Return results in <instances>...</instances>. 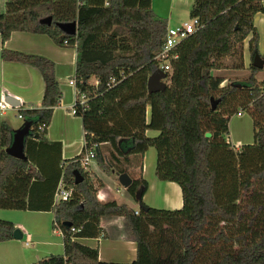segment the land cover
<instances>
[{
  "label": "trees",
  "instance_id": "trees-1",
  "mask_svg": "<svg viewBox=\"0 0 264 264\" xmlns=\"http://www.w3.org/2000/svg\"><path fill=\"white\" fill-rule=\"evenodd\" d=\"M4 1L2 44L13 32H27L76 48V87L87 97V107L77 117L100 169L108 175L129 174V167H143L145 153L154 148L156 178L178 184L183 197L179 210L151 207L144 202L148 181L140 176L126 190L136 209L102 202L98 193L104 182L80 164L85 148L66 167L54 169L53 161L59 160L49 156L46 136L63 97L55 64L3 49L4 61L35 67L45 84L41 108H18L24 122L31 123L27 160L7 154L14 130L0 118V209L40 210L33 198L40 188L48 197L45 211L53 212L64 238L63 254L36 264H264V82L255 79L260 70L252 66L254 56L264 59L254 26L255 15L264 14V0H193L190 17L201 28L173 49L178 59L166 74L167 86L154 94L148 93L147 82L159 70L155 57L165 43L168 21L156 16L152 0ZM48 17L52 24H42ZM70 22H77L74 36L56 26ZM248 38V85L222 86L224 78L214 71L224 68L225 58L243 51ZM211 98L218 101L215 110ZM247 105L254 142L235 151L225 140L228 124ZM47 162L54 169L51 176L41 168ZM75 170L84 177L80 184ZM61 180L72 197L54 207ZM105 218L126 221L136 243L133 262H102L98 247L79 242L107 238L101 227ZM15 230L12 222L0 219V243L13 240Z\"/></svg>",
  "mask_w": 264,
  "mask_h": 264
},
{
  "label": "crops",
  "instance_id": "crops-1",
  "mask_svg": "<svg viewBox=\"0 0 264 264\" xmlns=\"http://www.w3.org/2000/svg\"><path fill=\"white\" fill-rule=\"evenodd\" d=\"M193 0H189L190 6ZM171 18V17H170ZM170 18H167L168 27H173L170 24ZM254 26L259 33V50L262 56H264V14L258 13L254 17ZM249 40H245L243 43V54L246 48L249 49ZM6 49L11 52H18L28 56H37L49 60L55 64L56 77L60 85V90L63 94L61 102L58 107L54 109L52 121L47 130L46 141L51 148L49 156H53L52 160H59L58 163L53 161L52 167H66L69 161L82 154L85 148V132L83 129L82 118L71 115V108L78 98L77 88L70 84L71 81L77 78L76 76V59L77 53L76 48L71 46H61L55 44L50 37L45 34H33L27 32H13L10 39L0 46V102L4 101L5 94L13 96L21 102V108L33 109L41 108L42 101L44 98L45 84L41 73L35 67L19 63V62H8L2 58V51ZM245 60V57H244ZM251 61H249V64ZM245 68V63L243 64ZM231 72L239 70L238 66ZM229 72L230 70H224ZM223 69L214 71L217 73L224 72ZM224 82L222 86L227 85L231 82L227 77H223ZM19 108V107H18ZM18 108H14L18 111ZM0 111V118L4 116L6 111ZM240 110V109H239ZM149 113V112H148ZM244 115L240 118H243ZM5 121V120H4ZM82 133L84 139H82ZM148 135L155 137L158 135L157 131H149ZM83 140V143L81 142ZM238 146L245 144L237 141ZM157 161V153L154 148H149L145 153L143 160V167L131 166L128 168L129 174L134 179L143 176L149 184L147 193L144 196V202L157 209L167 210H179L183 206L182 190L180 186L174 182H161L155 176V167ZM46 176L53 175L50 173L48 162L41 166ZM93 171L97 177L100 178L105 187L99 191L98 198L102 202L117 201L119 203H126L132 208H137L135 202L125 190V200L122 201L121 191L118 185L117 175H108L100 169L98 164L94 166ZM152 175V176H151ZM122 187V186H121ZM157 190L160 197L156 199H148L149 193ZM162 195V197H161ZM168 195V197L166 196ZM33 198L36 199V207L41 208L40 210L30 211L36 213H46L53 215L51 211L47 210L48 197L47 193H43V190L36 188L33 192ZM164 199L165 204L164 205ZM11 210V209H8ZM6 220L4 218H0ZM9 221V220H6ZM12 222V221H9ZM54 222V221H53ZM14 225L15 223L12 222ZM53 225V224H52ZM17 228V226L15 225ZM54 227V226H53ZM101 227L104 228L107 234V238L103 239H80L79 242L89 246L91 248H99L100 261L106 263L112 262H124L130 263L136 259V243L134 237L123 218H105L102 220ZM23 233V232H22ZM60 237L61 248L64 253V238L60 231L57 234ZM25 237V233H23ZM37 238V237H36ZM37 240V239H36ZM11 240L0 243L3 244L15 243ZM38 241V245L45 247V251H37L34 261H25L18 259L22 264H36L43 258H47L50 255H57L52 253L53 245L49 243H43ZM39 245V247H40ZM28 247V245L26 244ZM124 258V259H122ZM33 262V263H32ZM0 264H10L9 261H5L0 258Z\"/></svg>",
  "mask_w": 264,
  "mask_h": 264
},
{
  "label": "rangeland",
  "instance_id": "rangeland-1",
  "mask_svg": "<svg viewBox=\"0 0 264 264\" xmlns=\"http://www.w3.org/2000/svg\"><path fill=\"white\" fill-rule=\"evenodd\" d=\"M4 5L5 1L0 0V9H3ZM190 7L189 0H152V9L156 16L166 20L168 17H171L170 24L172 23L171 25L173 27L179 26L185 22H191L192 19L190 17ZM249 61H251L249 49L246 48L244 50V54L242 49H239L235 55L229 56L223 60V71L228 69L230 71H224L221 73L214 72V75L219 77L225 76L233 83H237L240 86H246L248 85V80L252 75V70L249 69L251 65V63L249 64ZM244 63L245 68L243 65ZM237 66H241V68H239V70L236 72H231V70L235 69L234 67ZM255 79L258 80L259 83L264 82V69L260 70V72L255 75ZM234 107H237V109L238 107L243 108L239 105ZM250 107L251 105L246 106V112L244 113L243 118L237 117L236 114L230 118L228 124L229 134L225 138L226 141L227 139L232 140L233 144L235 145H237V141H240L245 145L254 142L253 120L247 111V109ZM222 111H224V109ZM1 119L5 120V122L13 130H18L24 123V119L19 117V112L12 107L8 108L5 115L1 116ZM83 135L84 134L82 133V139H84ZM81 142L83 143V140H81ZM241 147H236L235 151H239ZM96 164L97 161L93 162L89 168L91 172H94L93 169ZM119 186V189L122 190L121 199L123 201L127 195H125L126 192L124 188H122L121 185ZM149 195L150 197L148 199L150 201L151 199H157L158 196L160 197V194H158L157 190L152 191V193H149ZM166 196L168 197V195ZM165 203L166 202L164 199V205H166ZM0 218L14 222L17 226L16 229H19L21 232L25 233V237H23L20 241H14L15 243L3 244L0 246V258L2 257V259H4L6 262L10 260V264H22V262L18 259L34 261L33 259L35 258L37 251L39 252L46 250V248L40 244L39 247L38 241H42L43 243L50 242L54 246L52 250V253L54 254H61L63 252V248H61L60 237L57 236V234L60 233V230L56 227H53L52 225L54 221L53 215L22 210L0 209Z\"/></svg>",
  "mask_w": 264,
  "mask_h": 264
},
{
  "label": "built area",
  "instance_id": "built-area-1",
  "mask_svg": "<svg viewBox=\"0 0 264 264\" xmlns=\"http://www.w3.org/2000/svg\"><path fill=\"white\" fill-rule=\"evenodd\" d=\"M201 25L197 19H192L191 22H185L176 27H168L166 33L165 43L161 51L156 55L155 62H157L159 70L163 71L165 74L171 71V62L178 59V55L173 52V49L176 48L181 42L186 40L189 36L195 34ZM2 45L0 37V46ZM71 85L76 87V79L70 82ZM77 88V87H76ZM78 98L72 106L70 112L72 115L77 116L79 112H83L87 107V97L85 94L81 93L79 90ZM262 92L264 93V83H262ZM10 106L7 105L4 101L0 102V111L3 112L8 109ZM237 117H242L244 112L241 110L236 114ZM19 117L23 119L21 113ZM232 148H238L239 146L233 144L232 140L227 139L226 141ZM96 161V152L93 148L86 147L85 141V154L80 159V164L86 170H89L93 162ZM72 197V191L66 189L63 180L60 181L58 188L56 190L54 207H57L61 202L68 201ZM137 214V212H136ZM54 227L58 228L56 222H54ZM75 231V229H73Z\"/></svg>",
  "mask_w": 264,
  "mask_h": 264
},
{
  "label": "water",
  "instance_id": "water-1",
  "mask_svg": "<svg viewBox=\"0 0 264 264\" xmlns=\"http://www.w3.org/2000/svg\"><path fill=\"white\" fill-rule=\"evenodd\" d=\"M42 24L51 25L52 18L48 17L43 19ZM56 26L67 35L74 36L77 34V22L56 23ZM252 66L259 70L264 69V59L259 55L254 56L252 61ZM166 79H167V75L161 70H157L154 73H152L148 78V82H147L148 93L154 94L164 90L167 86L165 81ZM231 85L240 87L239 85H235V84H231ZM4 102L12 108H18L21 106V102L19 100L8 94H5ZM217 103L218 101H215L213 98H211L212 110H215ZM30 134H31V123L29 122H24L23 125L18 130H14L12 143L6 149L7 154L17 160H22V161L27 160V156L25 153V140ZM210 136H211L210 133L206 134V137H210ZM73 175L75 177L76 184H80L81 182H83L84 177L82 176L79 170H75L73 172ZM118 183L122 186V188L127 190L132 185L133 179L130 176V174L124 173L118 176ZM66 225L71 226V223L67 222ZM13 238L15 240H21L23 238L22 232L19 229H16L13 233Z\"/></svg>",
  "mask_w": 264,
  "mask_h": 264
}]
</instances>
